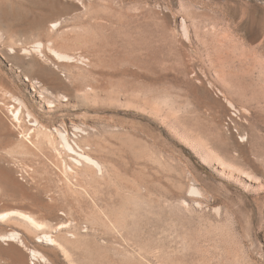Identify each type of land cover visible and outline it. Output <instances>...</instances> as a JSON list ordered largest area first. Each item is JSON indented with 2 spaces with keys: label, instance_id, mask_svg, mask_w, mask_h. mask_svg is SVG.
<instances>
[{
  "label": "rangeland",
  "instance_id": "rangeland-1",
  "mask_svg": "<svg viewBox=\"0 0 264 264\" xmlns=\"http://www.w3.org/2000/svg\"><path fill=\"white\" fill-rule=\"evenodd\" d=\"M49 1L67 21L42 63L83 98L48 99L0 46V215L40 222L0 216V236L26 264L20 240L43 236L52 264H264V0ZM41 4L0 0V18Z\"/></svg>",
  "mask_w": 264,
  "mask_h": 264
},
{
  "label": "bare ground",
  "instance_id": "bare-ground-1",
  "mask_svg": "<svg viewBox=\"0 0 264 264\" xmlns=\"http://www.w3.org/2000/svg\"><path fill=\"white\" fill-rule=\"evenodd\" d=\"M2 2H7L8 0H1ZM11 2V1H10ZM26 2L30 3L31 5H42L41 3L42 2H45V8L43 10V8H41L43 11L42 12H33L31 11V13H29L28 15L30 16V19L29 20H25L23 21L22 19H19L17 21H14L12 19V17L10 18V16L8 17L6 14H4L3 16H1L2 18H0V46H7V47H10L11 49V52L9 53H5V57L9 62H11V64L15 67H17L18 69L21 70V72L25 75H28L29 77L31 78H27V81L28 82H31V83H34L36 85V88L42 93V94H45L48 96V99H50L49 97H52L53 99H55L56 101H58V98L60 97V91L61 90H64V93L66 95H69L70 97H76V98H83V95L80 93V89H81V86H74V85H70L69 82H67L66 80H63L57 73L54 69H51L50 67H46L44 63L42 62H50L51 58H50V55H48L44 50L46 49V51L50 50L51 51V48L54 44V41L52 40V30L50 29V25L53 24L52 27H54V24H57L59 23V28L62 27V23L64 24L66 21H67V18H64L63 20H60L61 18L57 17L56 14H55V10H54V7L53 5L51 4V2L49 0H26ZM9 3V2H8ZM13 3V2H12ZM7 4V3H6ZM10 4V3H9ZM17 4V3H16ZM15 4V5H16ZM19 4V5H18ZM17 5L21 8H24L22 6H20L21 3H18ZM7 6V5H6ZM10 6V5H9ZM13 6V5H12ZM43 6V5H42ZM38 7V6H36ZM11 8V7H10ZM17 9V8H16ZM37 9V8H35ZM39 8V10H41ZM13 10V9H12ZM34 10V8H33ZM57 10V9H56ZM19 11V10H18ZM58 11V10H57ZM26 12L27 11V8H26ZM30 12V11H29ZM59 16V15H58ZM19 17V16H18ZM78 20V19H77ZM76 20V21H77ZM80 20V19H79ZM57 26V25H56ZM55 26V27H56ZM51 27V28H52ZM54 27V28H55ZM58 28V29H59ZM54 30V29H53ZM56 30V29H55ZM54 33V32H53ZM51 46V47H50ZM42 55V61H40L35 55L34 53L37 52ZM3 52V51H2ZM4 53V52H3ZM60 65V64H59ZM64 66V65H63ZM67 66V65H66ZM35 73H41V76H39V80H33V75ZM80 94V95H79ZM46 99V98H45ZM13 114V113H12ZM15 115V118L17 120V122L20 123L21 119H20V112H17V114H13ZM2 121V120H1ZM6 121V120H5ZM6 123V122H5ZM38 123V122H37ZM0 129L2 131V134H4L8 139H13L15 138V135L13 134V132H11L10 130H8V127L5 126L4 122L3 124L0 122ZM36 128V127H35ZM40 129V128H39ZM41 130V129H40ZM40 130H38L40 132ZM67 130V129H66ZM57 131V130H56ZM51 132V131H50ZM39 135V134H38ZM50 135V134H48ZM35 136V135H34ZM43 135H41L42 137ZM4 137V136H3ZM40 139V138H39ZM34 140V139H33ZM51 139L47 138V136H44L40 139V140H37L38 144H39V149L41 150H44L45 147L44 144L46 146L48 145H52V141H50ZM58 141V140H57ZM58 143V142H57ZM59 145V144H58ZM53 146V145H52ZM28 149V148H27ZM30 149V148H29ZM28 149V150H29ZM38 149V148H37ZM36 149V150H37ZM69 151L71 153L74 152V150H72L71 148H69ZM42 152V151H41ZM63 152L66 154L67 157H70L71 154H68V152L63 149ZM19 153V152H18ZM45 153V152H44ZM51 154V155H50ZM62 155V154H61ZM70 155V156H69ZM36 156V155H35ZM50 160L52 159V163H53V157L52 156V153H49L48 154ZM55 157V156H54ZM78 157L80 158L77 163L80 164V160L83 162L86 163V166L89 165L91 167H95V168H98V165L93 162L92 160H90L89 158L87 157H84L82 155H78ZM57 158V157H56ZM56 158H55V163L57 164L58 162H56ZM58 159V158H57ZM24 160V159H23ZM58 161V160H57ZM27 162V161H26ZM83 162V163H84ZM72 168L73 170L74 169H77L79 166L76 165V162H72ZM84 163V164H85ZM29 164V163H28ZM54 165V164H53ZM58 166L60 164H57ZM68 165V164H67ZM82 165V164H81ZM83 166V165H82ZM70 167V166H69ZM70 167L71 169V174H74L72 173V168ZM90 167V168H91ZM61 168V167H60ZM59 168V169H60ZM89 168V169H90ZM54 169V168H53ZM81 169V168H80ZM86 169V168H85ZM85 169H83L85 171ZM65 170V169H64ZM96 170V169H95ZM62 171V170H61ZM87 172V170H86ZM2 173V172H0ZM57 173V172H55ZM76 173V171H75ZM9 174V173H8ZM7 174V175H8ZM59 174V173H58ZM64 174V173H63ZM71 174H68L66 173V176H64L65 178L67 176H73L74 175H71ZM94 173H92L93 175ZM97 174V173H96ZM6 175V176H7ZM57 175V174H56ZM72 177V178H73ZM80 176H76L75 177V183L77 185L78 188L76 189H79L80 191V188H79V185L82 184L81 180L82 178L79 179ZM91 177V176H90ZM9 178V177H8ZM7 178V179H8ZM69 178V177H68ZM67 178V179H68ZM70 178V179H72ZM5 179V178H4ZM60 179V178H59ZM79 179V180H78ZM1 180V179H0ZM62 180V178L60 179ZM6 181V180H5ZM72 181V180H71ZM81 181V182H80ZM1 182V181H0ZM3 182V181H2ZM11 182V181H10ZM58 182V181H57ZM66 182V180H65ZM68 182V181H67ZM73 182V181H72ZM14 183V182H13ZM80 183V184H79ZM2 184V183H1ZM70 184V183H69ZM68 184V185H69ZM73 184V183H72ZM6 185V184H5ZM8 185V184H7ZM66 185V184H64ZM83 185V184H82ZM94 185V184H93ZM13 186V185H12ZM75 186V185H74ZM81 186V185H80ZM3 187V186H2ZM8 187V186H7ZM70 187V185H69ZM84 188V187H83ZM89 188V187H88ZM4 189V187L2 188ZM60 189V187L58 188ZM65 190V189H64ZM87 190V189H86ZM68 191V190H67ZM59 192V191H58ZM64 192V191H63ZM88 192V191H87ZM61 193V192H60ZM68 193V192H67ZM96 193V192H95ZM98 193V192H97ZM64 194V193H63ZM71 194V193H70ZM74 194V192H73ZM89 194V193H87ZM84 193V196L87 195ZM62 195V194H61ZM72 195V194H71ZM95 195V194H93ZM63 196V195H62ZM65 196V194H64ZM89 196V195H88ZM92 195H90L91 197ZM96 196V195H95ZM94 196V197H95ZM53 197V196H52ZM66 197V196H65ZM81 197L83 198V196L81 195ZM97 197V196H96ZM95 197V199H97ZM69 198V197H68ZM67 198V199H68ZM93 198V197H92ZM91 198V200H92ZM87 199V198H86ZM93 199V200H95ZM83 200V199H82ZM98 200V199H97ZM78 201V200H77ZM76 202V201H75ZM95 202V201H94ZM74 203V202H73ZM79 203V202H78ZM82 203V202H80ZM88 203V202H87ZM91 203V202H89ZM88 203V204H89ZM75 204V203H74ZM85 204V203H84ZM96 204V202H95ZM94 204V205H95ZM82 205V204H81ZM21 206V205H20ZM34 206V204L32 205ZM79 206V205H78ZM84 206V205H83ZM82 206V207H83ZM86 206H90V205H87ZM29 207V206H28ZM47 207V206H46ZM95 207V206H94ZM97 207V206H96ZM19 208V206L17 207ZM35 208V207H34ZM42 208V207H41ZM53 208V207H52ZM93 208V207H92ZM98 208V207H97ZM22 209V208H21ZM33 209V208H32ZM64 209V208H63ZM74 209V208H73ZM90 209V208H89ZM16 210V209H15ZM31 210V209H30ZM53 210V209H52ZM71 210V209H70ZM81 210V209H80ZM95 210V209H94ZM93 210V211H94ZM97 210V209H96ZM23 211V210H22ZM28 211V210H27ZM89 211V210H88ZM91 211V210H90ZM92 211V212H93ZM36 212V211H35ZM43 212V211H42ZM45 212V211H44ZM95 212V211H94ZM33 213V211H32ZM40 213V212H38ZM90 213V212H89ZM34 214V213H33ZM45 214V213H44ZM93 214V213H92ZM91 214V215H92ZM97 214V213H96ZM32 214L30 213H27V214H24L22 212H17V211H11V212H8V213H4L2 215H0L1 217H4V218H13V217H16V218H22L24 220H26L27 222H29L30 224L32 225H35L36 226H39V223L37 222V219L35 220V218H38L37 216L39 215H36V217L33 215L31 216ZM43 216V214H41ZM49 215V214H48ZM68 215V214H67ZM90 215V214H89ZM35 217V218H34ZM48 217V216H47ZM67 217V216H66ZM94 217V215H93ZM45 218V217H43ZM26 222V223H27ZM41 222H43L41 220ZM40 229V227H39ZM17 234H7L5 236H0V241L4 242L5 244H8V246L10 247L11 246V249L8 254L11 256L12 260H13V264H26V256L25 254L23 253V251L20 249V246H14V245H10V243L16 241V239H18V237H16ZM44 240H39V241H32L30 240L28 237L26 239H21L20 240V244L21 246L23 247H32V251L30 252L32 257L35 259L36 261V264H52V261L48 258L45 257V255H42L40 253L41 251V248H40V244L41 245H45V246H48V247H53L55 245H57L56 241L54 239H52L51 237L49 236H43ZM20 239V238H19ZM94 241V240H93ZM42 247V246H41ZM54 248V247H53Z\"/></svg>",
  "mask_w": 264,
  "mask_h": 264
}]
</instances>
